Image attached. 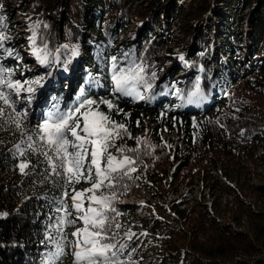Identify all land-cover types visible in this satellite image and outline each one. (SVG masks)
Segmentation results:
<instances>
[{"label":"trees","instance_id":"1","mask_svg":"<svg viewBox=\"0 0 264 264\" xmlns=\"http://www.w3.org/2000/svg\"><path fill=\"white\" fill-rule=\"evenodd\" d=\"M220 6L228 10V23L221 16V30L219 20L213 22L214 33L213 26L208 29L213 42L205 41L202 28ZM21 7L30 32L39 25L38 45L47 43L53 54L61 44L78 47L80 55L86 56L83 64L88 71L83 69L75 78L74 88L61 79L48 82L58 94L53 90L39 94L41 112L33 117L16 104L15 94L10 100L15 111L0 101L7 113L0 120V264H46L48 254L54 251L49 238L61 239L55 228L62 215L57 212L58 201L64 198V180L50 175L44 157L21 143L26 137L8 117L20 119L17 114L26 113L22 130L30 133L54 105L67 110L87 98L113 101L121 111L113 110L112 118L128 129L116 144L136 150L125 153L135 160L132 167L136 171L115 189L112 204L120 215L109 213L120 225L112 230L117 240H122L120 231L127 229L123 223L126 214L117 206L118 200L147 189L152 199L150 220L135 226L144 229L145 245L158 258L157 264H264V0H184L182 5L176 0H22ZM12 12L10 0H0V24L5 25L3 33L11 37L4 48L12 52L8 55L0 49V64L13 71V80L24 83L43 78L44 84L55 62L45 66L46 73L42 69L38 74L20 73L29 66L26 55L17 52L11 42L20 37L10 22ZM246 23L249 43L245 44L243 64ZM137 25L145 35L138 32L136 41L123 42L121 36ZM208 41L218 43L216 55ZM162 52L168 54L164 64L159 63ZM113 57L122 66L135 61L144 67L153 84L152 90L144 93L149 102L113 96ZM213 60L217 67L212 66ZM171 65L170 71L184 70L185 78L178 73L173 78L170 71L166 75V67ZM95 80H99L100 90L91 85ZM197 85L203 95L198 108L182 99ZM65 87L71 91L66 93ZM24 93L28 94L21 91L22 96ZM100 110L108 112L105 105ZM147 120L155 129L151 136L145 133ZM166 130L177 135L182 149L163 139ZM110 151L119 155L115 148ZM22 163L28 165L23 172ZM195 184L211 192L212 198L180 200L183 188ZM89 186L82 181L75 187L82 190ZM171 194L177 198L168 200ZM75 226L62 228L67 241L57 264L73 260L71 231ZM121 259L141 264L137 255Z\"/></svg>","mask_w":264,"mask_h":264},{"label":"snow or ice","instance_id":"2","mask_svg":"<svg viewBox=\"0 0 264 264\" xmlns=\"http://www.w3.org/2000/svg\"><path fill=\"white\" fill-rule=\"evenodd\" d=\"M2 19L0 17V20ZM4 28L5 25L0 24V49L12 55L11 51L4 48L5 41L11 39L3 33ZM38 28L39 25L33 26L32 35L29 38L32 54L42 65L52 62L61 63L60 49L53 54L47 43H42V46L37 44L36 29ZM67 49V45L63 46V54L68 57L64 61L65 70H67V63H71V58L79 55L78 47H73L70 54ZM180 58L183 59V57ZM16 59H19L18 55ZM13 75L11 69L0 64V89L7 90H0V101L15 111L13 103L10 102L11 96L13 94L19 96L21 91L34 93L37 86L43 87V78L21 83L13 80ZM154 76L155 74L152 73V78ZM111 81L112 94L115 98L131 97L134 101L149 99L144 93L150 92L153 88L142 65L136 64L135 61H128L122 66L115 57L112 58ZM93 83L97 87L101 86L99 80ZM182 99L189 104L199 105L203 100L199 86L197 85L195 91ZM101 105H105L108 112L101 111ZM113 110L121 111L112 100L103 98L99 100L87 98L78 106L67 110H61L59 104H56L48 111L44 121L31 129L30 133L22 130L21 120L26 118V113H18L20 119L8 117L17 129H21V136L26 137L21 140V143H26L27 149L38 152L44 157L50 175L59 176L64 180V198L58 201L60 207L57 208V212H61L62 215L58 217L55 228L57 233H61V239L49 238L54 245V251L48 254L46 264H57L60 257L64 255V242L67 241V237L62 236L63 226H75L78 222L81 227L72 233L75 238L72 253L74 264H127L121 259L127 244L117 240L112 230L119 229L120 225L115 223V218L109 213L120 215L112 204L115 199V189L124 177L131 179L130 173L136 171L132 167L135 160L125 154L136 150L126 149L116 144V140L128 134V129L125 124L118 123L112 118ZM6 115V109L0 107V120ZM137 143L142 141L137 140ZM16 147L17 151L24 155L20 146ZM113 148L119 155L110 151ZM27 167L26 163H22L20 171L23 172ZM82 181L90 186L79 190L75 186ZM105 189L110 192L106 194ZM134 235L135 233H126L128 239Z\"/></svg>","mask_w":264,"mask_h":264},{"label":"rangeland","instance_id":"3","mask_svg":"<svg viewBox=\"0 0 264 264\" xmlns=\"http://www.w3.org/2000/svg\"><path fill=\"white\" fill-rule=\"evenodd\" d=\"M183 1L184 0H176L178 5H182ZM21 2H22V0H10L11 6L13 8V12L10 16V22L13 23V28L15 29L14 33H16V35L20 36V37H17L16 39H13L11 42L13 43V46H15L17 52H22L23 54L26 55L27 58L25 59L26 60L25 64H27L26 66H29L24 71L22 70L23 72H20V73L23 74L24 76H27L26 72H30V73L32 72L33 74L34 73L38 74V73H40L41 69L45 70V73H46L47 72V69L45 67L46 65H43V67H44L43 68L42 65L38 62V60H35L36 58L31 54V41L29 39L30 36L32 35V33L30 32L31 26L26 22V19L22 15ZM221 16H223L224 20H226L228 23V18H227L228 10L225 6H220V8L216 12H213V13H211V15H209L208 21L206 22L205 26L202 28L205 41L210 40V38H211V35L209 34V32H211V31H208L209 27L213 26L211 28H213L212 34L214 33V23L213 22H215L217 19L219 20L218 23H220V29L221 30L223 29L224 23H222L223 20L221 19ZM248 30H249L248 24L246 23L245 28L243 29V32H242L243 37H244L243 38V45H241L243 54L241 56L242 58H241L240 62H242L243 64H245V58H246V54H247L245 44L249 43L247 40L248 38H246L248 33H249ZM138 32H139V34L145 35V33L140 31L139 25H137L135 27H132V29L127 31V33L123 34L121 36V39L123 42L130 41V40L136 41L137 38L139 37V34L138 35L136 34ZM135 35H137V36H135ZM218 38L221 39V36L218 35ZM214 39L215 38L212 37V40H214ZM210 42H213V41L210 40ZM63 46H65V44H61L59 46V49L62 52L61 63H56V62L54 63L53 67L55 69L53 70L51 68V71L46 74V80L44 81L43 87L37 86L36 91L32 94L24 93L22 96V94L20 93L19 96H17V95L15 96L16 104H19L22 107L24 106V108H26L28 116L33 117L35 114L37 115L41 112V109L38 106L42 103L43 99L40 98L39 94L45 93L46 91L50 93L52 90L54 91L53 94H58V92H56V90H54L53 86L47 84L48 82H50V81L57 82L60 79H62L63 81L68 80L67 75L69 74L70 70H75V69L78 70L77 73L74 71V74H76V76H77L76 78L78 79L79 75L83 72V69L88 68V67H85L84 64H86V63L83 62L86 56L84 54L80 55V52H79L78 56L71 58V63H67L66 67H67V70H69V71L67 73H65L66 70H65L64 61H66V59L68 57L63 54V51H64ZM208 46L210 48L212 55H216L218 43H216V44L210 43ZM67 52L70 54L71 48L68 47ZM167 55L168 54L166 52H162V54L159 56L160 57V62H159L160 64L165 63ZM63 58H65V60ZM31 62H34V63L31 65ZM211 64L213 67H217V65H216L217 62L215 60H213L211 62ZM61 66H62V68H61ZM169 68L173 69L174 67H173V65L167 66L166 67V71H167L166 75L168 74V71L171 70ZM85 71H88V69H85ZM183 71L184 70L177 71L176 69H174V70L170 71V76H172L173 78H176L175 74L178 73L177 76L185 78L187 73L183 72ZM172 74H174V75H172ZM65 76H66V78H64ZM90 79H91V77H90ZM75 81H76V79L73 78L69 87L72 84L73 85L71 88L76 87L77 83L74 84ZM91 85H93V82H91ZM97 88L99 90L101 89L100 86L99 87L96 86L95 90ZM64 91L65 92L67 91L66 87H65ZM68 91L70 92L71 89ZM68 91L66 93H68ZM65 92H64V95H66ZM30 96H31V99H29ZM146 97H148L150 99L149 95H146ZM149 99H146V102H149ZM175 100H177L178 102H181V98H175ZM63 101H64V99L60 100L61 106L63 104ZM179 107H182V104H180ZM195 107L198 108L199 105H196ZM225 112H227V111H225ZM145 119H146V117H145ZM146 123H147V127L145 130V133H146V135L151 136L152 131L155 130L154 126L152 123H149L148 120ZM162 136H163V139H166L168 141L170 140L171 143L174 145V147L180 146L181 149L184 147L181 144V141L178 139L176 134L170 135V133L166 130V132H164L162 134ZM173 166L174 165L169 167V169L172 168ZM211 196H212L211 192L209 193V191L206 190L201 184H195L190 188H188V187L183 188V190L180 193V200L188 201L189 199H192V198H198V199L201 198L202 201H204V200L206 201V200L211 199L212 198ZM175 198H177L176 194L175 195L171 194V196L168 198V200L169 199H175ZM151 202H152V199L149 196V192L147 189H138L133 194L120 198L117 202V206L119 207V209L121 211H123L124 214H126L123 217V219H124L123 223L127 225V229H122L120 231V233L122 235V240L120 242L127 244V248L124 251V256L130 254L131 257H134V256L136 257V255H137V259H140L141 264H157V259H158V258H156L155 255L152 254V252L145 245L143 235H142L144 232V229H142L138 226H135V224L137 225L139 222L143 223L144 221L148 222L150 220V216H149L150 213L148 211V208H149L148 206H149V204H151ZM85 206H87V205H85ZM79 227H81L80 223L78 226L76 225L72 229L71 236H72V233L74 231H76L77 228H79ZM129 232L135 233V235L132 236L131 239H128L126 236V233H129ZM72 239L73 240H72V244H71V251L73 253V251H74L73 241L75 240V238L72 236ZM72 256H73V254H72ZM68 264H74V257H73V260H69Z\"/></svg>","mask_w":264,"mask_h":264}]
</instances>
